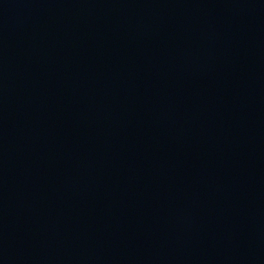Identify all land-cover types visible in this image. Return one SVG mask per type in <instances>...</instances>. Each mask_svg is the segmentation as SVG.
I'll list each match as a JSON object with an SVG mask.
<instances>
[{
  "label": "water",
  "instance_id": "water-1",
  "mask_svg": "<svg viewBox=\"0 0 264 264\" xmlns=\"http://www.w3.org/2000/svg\"><path fill=\"white\" fill-rule=\"evenodd\" d=\"M0 264H264V0H0Z\"/></svg>",
  "mask_w": 264,
  "mask_h": 264
}]
</instances>
